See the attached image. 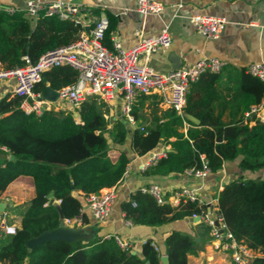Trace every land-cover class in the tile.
<instances>
[{"label":"trees","instance_id":"obj_1","mask_svg":"<svg viewBox=\"0 0 264 264\" xmlns=\"http://www.w3.org/2000/svg\"><path fill=\"white\" fill-rule=\"evenodd\" d=\"M80 25L73 20L40 12L36 18L25 11L0 10V67L23 65L26 56L35 62L45 51L72 43ZM113 25L108 21L103 43L111 47ZM77 69L54 66L41 73L35 91L48 84L60 89L76 81ZM237 90L225 101L217 91L218 74L205 71L189 84L183 114L162 107L157 93L134 97L130 114L135 125L123 116L108 119L97 95L80 101L77 116L71 111L44 110L37 114L20 108L21 97L0 99V194L20 175L33 178L34 193L25 208L20 227L14 233L2 232L0 260L10 264H163L161 253L150 238L144 240L141 255L122 247L115 235L88 240H47L33 248L25 241L59 225L63 218L81 215L83 199L78 193H96L115 185L129 161L125 150L112 155L110 142L124 143L130 134V147L138 154L170 143L166 156L146 167V174H168L200 168L210 172L222 169L226 160L240 156L243 169L264 167V120L247 119L244 111L264 97V81L245 67L238 70ZM228 106V107H227ZM146 108V109H145ZM230 111V122L222 115ZM252 121V123H250ZM13 154V158L9 155ZM53 193L50 202L48 194ZM218 211L234 236L257 251L250 264H264V177H239L225 182L217 194ZM120 207L134 224L159 225L175 219L203 214L207 206L197 200H180L177 205L158 203L139 188ZM62 215V217L60 216ZM204 231L209 226L201 220ZM211 238V237H210ZM169 264H187V255L200 243L188 232L171 231L165 237Z\"/></svg>","mask_w":264,"mask_h":264},{"label":"crops","instance_id":"obj_2","mask_svg":"<svg viewBox=\"0 0 264 264\" xmlns=\"http://www.w3.org/2000/svg\"><path fill=\"white\" fill-rule=\"evenodd\" d=\"M26 1L0 0V5L24 11ZM62 1L78 5L81 14L86 18L106 17L113 25L111 39H118L124 48L131 47L137 41V29H141L145 34H157L163 26L167 25L172 37L170 46L151 53L147 58L144 54L138 57L140 63L145 61L159 72H167L189 65L203 57L216 56L223 59L225 64L217 73L216 85L218 93L222 94L225 101L230 102L233 93L237 90L239 68H246L249 63L254 61H264V0H159L164 4V9L159 14L140 13L136 9V0ZM193 13L223 16L227 22L217 38L206 37L191 24L189 15ZM15 82L14 77H7L0 81V99L14 95ZM157 94L162 99L160 102L162 107H171L166 100L167 92ZM112 98L117 101L119 106H122L124 102L122 93L116 92ZM254 105L244 111L247 119L255 116L264 120V106L260 111L252 112L251 109ZM55 106L54 112L65 108L68 112L72 108L61 101ZM116 117L120 116L112 118ZM222 118L225 122L231 121L228 108L225 109ZM129 123L131 129L135 125V121L134 123L129 121ZM130 134L131 131L124 143L111 142L109 144L112 155H115L119 150H125L129 155V161L123 177L114 185L116 199L107 219L102 223L94 221L83 200V214L87 217V222L73 226L65 224V226L79 228L83 231V237L89 239L95 236L117 235L127 241L132 253L138 255H141L142 244L147 238L152 239L162 255L166 254L165 237L171 231L188 232L200 243V247L196 252L187 255V264H235L228 251L213 248L210 234L204 231L201 219L195 220L188 216L159 225L134 224L124 217L120 203L122 200L128 199L130 194L141 185L152 182L162 187L167 198L180 186H199L200 197L205 202L209 215L213 216L215 210L218 209L217 194L224 183L235 178L233 176L239 171L248 170L239 166L240 156L224 161L222 169L217 172H209L204 179L185 172L146 174L141 168V163L150 151L144 154L133 151L130 147ZM159 145H166L168 150L171 149L168 142L163 141ZM259 170H264V167ZM249 177L260 176L251 175ZM33 193L32 176L23 174L11 181L0 194V202L3 203V210L0 211V238L5 224L14 225L16 228L20 227L23 212ZM78 193L81 197L83 196L80 191ZM53 201L57 203V201Z\"/></svg>","mask_w":264,"mask_h":264},{"label":"built area","instance_id":"obj_3","mask_svg":"<svg viewBox=\"0 0 264 264\" xmlns=\"http://www.w3.org/2000/svg\"><path fill=\"white\" fill-rule=\"evenodd\" d=\"M136 9L143 14H159L164 9V4L159 0H136ZM0 10L16 11L13 7L3 5H0ZM24 11L33 19L40 12H44L48 15L54 14L60 18L73 20L80 25L77 38L72 43L45 51L35 62H31L24 56L23 65L13 68L0 67V81L7 77L15 78L13 93L21 97L19 106L25 112L33 111L39 114L44 110L55 111L56 104L42 97V91H35L34 86L40 81L44 70L54 66L69 65L77 69L78 77L74 83L58 89V98L72 107L74 112H71L74 116H77L76 108L85 97L90 95L112 97L116 92L122 93L124 98L122 110L133 123L130 107L134 97L141 93L165 94L167 92V103L178 113L183 114L190 82L205 71L218 73L225 64V61L219 57L208 56L186 66L159 72L145 61L140 63L138 57L144 54L147 58L151 53L170 46L172 37L167 25L163 26L157 34H145L141 29H137V41L131 47H122L116 38H112L111 47H107L102 39L108 26V19L103 16L86 18L75 3L62 0H27ZM189 20L198 32L210 38H217L227 22L223 16L204 13L190 14ZM246 70L264 81L263 60L249 63ZM263 106L264 98L255 104L251 111L258 112ZM167 151L169 150L166 145H159L151 150L142 161L141 168L145 169L156 163L159 158L166 156ZM184 172L204 179L210 170L203 162L202 167L186 169ZM139 189L152 194L158 203L169 202L177 205L180 200L204 202L200 197L199 186H180L172 192L169 198L166 197L162 187L155 182L141 185ZM115 199L114 185L101 188L96 193L83 195L91 217L98 223L107 219ZM55 201L58 202V199ZM81 212L83 214V207ZM195 216H199V219L209 226L213 248L228 251L235 264H250L251 260L259 254L234 236L218 209L215 210L213 216L209 215L207 209L202 215L193 214L191 217ZM63 221L64 224L71 226L82 224L81 215L63 218ZM15 230L14 225L5 224L3 227L6 233H14ZM115 238L122 247H128L127 241L117 235ZM153 245L158 249L155 243ZM0 264L10 263L0 260Z\"/></svg>","mask_w":264,"mask_h":264},{"label":"water","instance_id":"obj_4","mask_svg":"<svg viewBox=\"0 0 264 264\" xmlns=\"http://www.w3.org/2000/svg\"><path fill=\"white\" fill-rule=\"evenodd\" d=\"M175 61V60H174ZM42 97H44L47 100L55 101L59 97V92L57 89L52 88L50 85H46L42 91ZM264 112V108H263ZM10 158H13V154H10ZM49 201H53V193L50 192L48 194ZM56 203V202H55ZM3 210V203L0 202V211ZM62 217V215L60 214ZM195 220H199V216L193 217ZM78 227V226H77ZM82 230L76 227H68L65 226L63 219L59 222V225L53 229L45 230L41 232L40 234L31 237L25 241V245L28 248H33L36 245L47 241V240H68V241H76V240H88L89 238H84L82 235ZM160 259L163 264H169L168 261V255L162 254L160 256Z\"/></svg>","mask_w":264,"mask_h":264},{"label":"rangeland","instance_id":"obj_5","mask_svg":"<svg viewBox=\"0 0 264 264\" xmlns=\"http://www.w3.org/2000/svg\"><path fill=\"white\" fill-rule=\"evenodd\" d=\"M96 97V101L101 105V108L105 111V109L107 108L106 112V116L108 119H111L113 116H123L126 118V115L124 114L123 110H122V106H119L117 104V101L115 99H113L110 96H95ZM60 100L59 98L55 101H53L54 104L59 103ZM66 108L64 110H59L60 112H66ZM70 111L74 110L72 108L69 109ZM68 110V111H69ZM111 144V142H110ZM260 169V168H259ZM243 170V171H239L238 174L234 175L233 177L235 178H239V176L241 177H249V176H253V175H259L260 177H264V170ZM232 177V178H233Z\"/></svg>","mask_w":264,"mask_h":264}]
</instances>
